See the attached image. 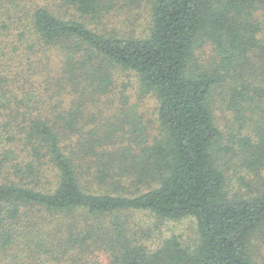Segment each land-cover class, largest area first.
<instances>
[{"label":"trees","instance_id":"trees-1","mask_svg":"<svg viewBox=\"0 0 264 264\" xmlns=\"http://www.w3.org/2000/svg\"><path fill=\"white\" fill-rule=\"evenodd\" d=\"M115 5L0 0V264H264V0H149L140 35L99 29ZM145 213L196 242L143 244Z\"/></svg>","mask_w":264,"mask_h":264},{"label":"rangeland","instance_id":"rangeland-1","mask_svg":"<svg viewBox=\"0 0 264 264\" xmlns=\"http://www.w3.org/2000/svg\"><path fill=\"white\" fill-rule=\"evenodd\" d=\"M115 3L116 5L111 12L113 16L106 18V21H104L105 25L101 24L99 29L105 28L111 31L121 29L122 32L128 34L136 33L140 35V32L142 33L149 20V0H115ZM74 13H76L75 10H69L66 7L60 8L61 15L69 16ZM91 26L97 28L94 23ZM204 52V55L208 56L209 50L206 49ZM109 90L107 94L115 96L113 103L115 101L120 106V110L126 107V109L131 110L132 114L134 113L138 117L142 116V123L146 126L151 137L157 134V100L153 96H146L140 93L137 77L133 72L118 69L109 85ZM123 90L124 97L119 98L120 92ZM70 98H73L72 95H70ZM115 110L114 106L112 111L115 112ZM108 115L111 114L108 113ZM116 115L114 117H117ZM132 119L136 118L132 117ZM115 120L116 118L113 121ZM106 123L108 124V122ZM93 126L95 127L96 125ZM122 183L128 185L129 180L123 178ZM138 217H142L143 225L138 224L139 218H136L132 224L133 228L137 230L136 238L152 249L159 247L165 238L172 237L173 235L181 236L187 244H194L197 240L196 227L191 219L164 220L151 213H145Z\"/></svg>","mask_w":264,"mask_h":264}]
</instances>
